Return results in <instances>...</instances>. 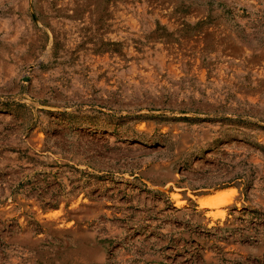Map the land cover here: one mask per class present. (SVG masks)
I'll list each match as a JSON object with an SVG mask.
<instances>
[{"label":"rangeland","instance_id":"obj_1","mask_svg":"<svg viewBox=\"0 0 264 264\" xmlns=\"http://www.w3.org/2000/svg\"><path fill=\"white\" fill-rule=\"evenodd\" d=\"M0 264H264V0H0Z\"/></svg>","mask_w":264,"mask_h":264},{"label":"bare ground","instance_id":"obj_2","mask_svg":"<svg viewBox=\"0 0 264 264\" xmlns=\"http://www.w3.org/2000/svg\"><path fill=\"white\" fill-rule=\"evenodd\" d=\"M229 192H231V191L230 190L217 189V190H214L211 195L204 196L201 198H197V202H198V204L203 205V206H209V207L217 206L219 204L226 202V195ZM172 198L175 200L176 206L182 205V202L179 201L178 195L173 194Z\"/></svg>","mask_w":264,"mask_h":264}]
</instances>
